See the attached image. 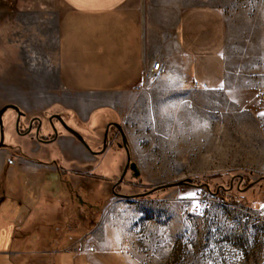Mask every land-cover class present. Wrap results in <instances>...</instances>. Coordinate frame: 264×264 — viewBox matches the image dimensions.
Here are the masks:
<instances>
[{
  "label": "rangeland",
  "instance_id": "374dc122",
  "mask_svg": "<svg viewBox=\"0 0 264 264\" xmlns=\"http://www.w3.org/2000/svg\"><path fill=\"white\" fill-rule=\"evenodd\" d=\"M210 1L227 16L233 66L247 71L243 83L257 92L250 109L220 97L209 112L187 105L178 110L153 98L136 103L141 112H120L104 99L69 90L57 70L55 14L33 0H0V107L15 101L36 115L64 112L96 150L107 124L120 122L140 175L128 170L115 188L119 193L190 180L139 197L116 195L112 187L127 155L116 146L114 127L108 148L96 156L60 127L57 142L36 146V161L50 179L31 192L45 193L51 222L54 209L77 192L74 207H66L74 216L68 225L88 231L84 239L118 240L139 264H264V0ZM56 166L68 169L61 178L66 184L52 179ZM3 178L5 194L16 186L17 195L30 192L20 169L14 182L6 173Z\"/></svg>",
  "mask_w": 264,
  "mask_h": 264
},
{
  "label": "crops",
  "instance_id": "0c3cea01",
  "mask_svg": "<svg viewBox=\"0 0 264 264\" xmlns=\"http://www.w3.org/2000/svg\"><path fill=\"white\" fill-rule=\"evenodd\" d=\"M33 1L57 17V70L69 90L120 112H141L136 103L153 98L202 112L220 97L240 110L257 102V92L243 83L247 71L233 66L225 11L210 0ZM156 61L159 76L138 89ZM8 158L10 151L0 148V264H139L118 240L67 234L64 224L62 233L60 224L54 230L59 208L51 222L45 193L31 192L50 179L44 166L18 159L12 165ZM19 169L30 192L17 195L16 186L5 194L4 173L12 183Z\"/></svg>",
  "mask_w": 264,
  "mask_h": 264
},
{
  "label": "flooded vegetation",
  "instance_id": "af4514ba",
  "mask_svg": "<svg viewBox=\"0 0 264 264\" xmlns=\"http://www.w3.org/2000/svg\"><path fill=\"white\" fill-rule=\"evenodd\" d=\"M4 106H8L6 111L3 114V129L0 125V141L2 140L3 137V146L0 148L2 149H7L10 151V158H8L7 161H11L12 165L18 164L16 159L19 160H30V161H36V156H35V151L36 148L43 144H52L54 142H57L59 140L60 136V128H64L65 130L66 127L64 126L62 120H64L68 125L73 127L70 122H69V117L66 113L60 112V113H50L46 116L45 113L42 115H36L32 109H30L29 106H24L18 102L15 101H10L6 102L3 104L1 108ZM76 122L79 121L78 119H74ZM112 122V121H110ZM109 122V123H110ZM120 123V122H119ZM122 125V124H121ZM60 127V128H58ZM115 128L117 131L119 140L116 141V146L119 148H122L126 155L127 151L124 145H122V132L119 128L115 126H110L109 131H108V140H107V148L108 144L111 143L112 138H113V132H111L112 128ZM74 128V127H73ZM107 128V126H106ZM105 128V131H106ZM75 129V128H74ZM122 129L124 131V128L122 126ZM68 131V130H67ZM69 132V131H68ZM125 132V131H124ZM69 134L76 140H79L76 136H74L71 132ZM104 139H105V132H104V138H103V144H104ZM80 141V140H79ZM81 142V141H80ZM85 148L91 152L93 155H99L103 152H100L101 149H89L83 142H81ZM88 143V142H87ZM89 144V143H88ZM102 144V146H103ZM37 146V147H36ZM130 153L131 149L129 147ZM126 163H127V158H126ZM125 163V165H126ZM19 167V165H17ZM125 168V166H124ZM124 170V169H123ZM130 170V169H129ZM68 171V169H61L55 167V175H53V178H64L63 172ZM75 172V170H74ZM51 176V175H50ZM48 176V177H50ZM124 178V177H123ZM124 180V179H123ZM122 180V181H123ZM121 181V182H122ZM51 182H56L55 180ZM61 182L63 184H66L64 180L61 179ZM115 183L113 185V191L117 192L115 190L116 187H118L121 183ZM68 185V184H67ZM119 193V192H117ZM122 194V193H120ZM73 195L79 196L76 193H73ZM73 195L70 194V200L73 201ZM81 199V198H80ZM79 199V200H80Z\"/></svg>",
  "mask_w": 264,
  "mask_h": 264
},
{
  "label": "water",
  "instance_id": "95a60500",
  "mask_svg": "<svg viewBox=\"0 0 264 264\" xmlns=\"http://www.w3.org/2000/svg\"><path fill=\"white\" fill-rule=\"evenodd\" d=\"M8 108V106H4L3 108L0 109V125L3 129V114L4 112L6 111V109ZM64 126L66 127V129L71 132L74 136H76L81 142H83L89 149L90 148V145L87 143L86 139L84 138V136L76 129H74L73 127H71L70 125H68L64 120H62ZM115 126L117 128H119L122 132V145H124V147L126 148V151H127V163L125 165V168L122 172V175L119 179V181L121 182L124 178V176L126 175V173L128 172V170L130 169L132 172H133V175L135 177H138L140 175V169L138 167V165L136 164V162H134L132 160V157H131V153H130V150H129V142H128V138L125 134V132L123 131L122 129V125L121 123L117 122V121H112L110 123L107 124V128H106V131H105V139H104V144H103V148L100 152H103L105 151V149L107 148V140H108V131H109V128L110 126ZM3 137H2V140L0 141V147L3 146ZM243 178H241L242 180ZM119 181L117 183H119ZM116 183V184H117ZM190 183V180H180V181H177V182H171V183H166V184H162V185H159L147 192H144V193H139V194H134V195H125V194H120V193H117V192H114L116 195L118 196H124V197H127V198H132V197H139V196H143V195H148L150 193H152L153 191H156L158 189H163V188H168V187H173V186H178V185H183V184H188ZM256 183V181L252 182L251 184H249V186H247L245 188V190H247L248 188L252 187L254 184ZM208 187V185H207Z\"/></svg>",
  "mask_w": 264,
  "mask_h": 264
},
{
  "label": "trees",
  "instance_id": "16d2710c",
  "mask_svg": "<svg viewBox=\"0 0 264 264\" xmlns=\"http://www.w3.org/2000/svg\"><path fill=\"white\" fill-rule=\"evenodd\" d=\"M74 207V204L72 203V201L70 200L69 203H66V205H63V206H60L58 207L59 208V212L61 213V219L60 221H56V222H53L51 224L52 228H54V230L57 228L58 224H60L61 226V233H62V229H64V226H66V232L67 234H70V233H76V235H79V236H84L88 231H84L83 228H79L78 226L76 225H68L69 223H73L74 221L72 220V213H69L66 209V207ZM56 211V209H54ZM67 212V213H66ZM57 214V212H56ZM70 214L72 216H70ZM76 213L74 212V215ZM68 215V216H67ZM63 217V219H62ZM74 217V216H73ZM64 224V226H63ZM72 229H76V230H72ZM56 233V232H55ZM55 235V234H54Z\"/></svg>",
  "mask_w": 264,
  "mask_h": 264
},
{
  "label": "built area",
  "instance_id": "2783aa9c",
  "mask_svg": "<svg viewBox=\"0 0 264 264\" xmlns=\"http://www.w3.org/2000/svg\"><path fill=\"white\" fill-rule=\"evenodd\" d=\"M160 67H161L160 61L154 62L152 67L145 74L146 83H143L142 85H140L138 89L148 88L150 84L153 83L156 80V78L159 76L160 70H161ZM198 85H199L198 82H195V86H198ZM204 86H206V84H204Z\"/></svg>",
  "mask_w": 264,
  "mask_h": 264
}]
</instances>
